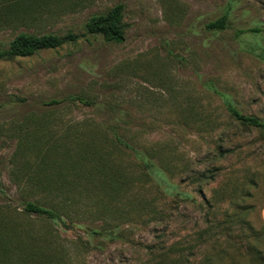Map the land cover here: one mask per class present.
I'll return each instance as SVG.
<instances>
[{
	"label": "rangeland",
	"instance_id": "rangeland-1",
	"mask_svg": "<svg viewBox=\"0 0 264 264\" xmlns=\"http://www.w3.org/2000/svg\"><path fill=\"white\" fill-rule=\"evenodd\" d=\"M117 3L125 40L88 33ZM21 31L77 39L0 59V264H264V135L214 90L264 120V0H0Z\"/></svg>",
	"mask_w": 264,
	"mask_h": 264
},
{
	"label": "trees",
	"instance_id": "trees-1",
	"mask_svg": "<svg viewBox=\"0 0 264 264\" xmlns=\"http://www.w3.org/2000/svg\"><path fill=\"white\" fill-rule=\"evenodd\" d=\"M124 9L125 6L123 3H117L116 5L111 7L107 12L93 15L86 22L87 32L95 36H100L101 39L105 42H123L125 40V22L123 21ZM227 21L228 15L225 14L220 18L209 22L207 26L212 29H223L226 27ZM251 30L254 33H260L262 31V29L259 27L252 28ZM76 39L77 36L73 33H68L65 36H60L59 34L51 32L43 34H34L30 32L21 31L10 41L7 48L0 50V59L14 58L17 56H31L41 50L58 48L62 46L66 41H76ZM262 56L264 58V49L262 50ZM214 90L216 91V93L220 94L223 97L225 106L233 118L239 120L245 125L258 128L264 135L263 119L256 115L243 114L237 109V107L233 104V102L228 96L221 94L216 88H214ZM79 99L82 100V98ZM53 102L56 103L57 100H53ZM116 139L121 145L134 151L136 159L145 169L144 175L146 177L155 178L156 175L160 177L162 176L160 165L155 160H153L154 157L151 156L148 151H143L135 148L118 134L116 135ZM106 182L109 183L107 180ZM121 183L122 181L117 180L116 177L115 184L111 183L108 186L91 188L93 191H95L93 199L98 202L102 200L103 195H111L112 193H117L120 188L118 189L115 186ZM159 183L160 182L158 180L157 184ZM24 209L26 212L45 216L52 219L53 221L60 220L65 223L62 218V215L59 213L58 210L44 206L40 203L34 201H27L24 204Z\"/></svg>",
	"mask_w": 264,
	"mask_h": 264
}]
</instances>
